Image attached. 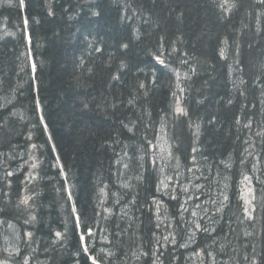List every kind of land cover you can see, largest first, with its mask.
<instances>
[{
    "label": "trees",
    "instance_id": "obj_1",
    "mask_svg": "<svg viewBox=\"0 0 264 264\" xmlns=\"http://www.w3.org/2000/svg\"><path fill=\"white\" fill-rule=\"evenodd\" d=\"M162 133L173 172L198 162L196 193L214 203L191 241L189 196L159 188ZM263 222L264 0H0V247L10 226L19 245L3 251L9 264H189L193 253L264 264Z\"/></svg>",
    "mask_w": 264,
    "mask_h": 264
},
{
    "label": "rangeland",
    "instance_id": "obj_2",
    "mask_svg": "<svg viewBox=\"0 0 264 264\" xmlns=\"http://www.w3.org/2000/svg\"><path fill=\"white\" fill-rule=\"evenodd\" d=\"M2 31L7 34V30ZM152 146V153L154 154L155 159L158 162L159 172H160V184L159 188L161 193L165 194L166 196L172 192H182V199H184L185 196H189L187 199L184 200V204L182 206V209H184V212L186 210H189L190 213V221L191 226H188L187 228V234L189 236L186 238L188 241H191L194 238V234L196 232V227L200 223L201 215H205L207 211H209V207L213 205V202H206V199H203L196 193L200 192L202 190V187L199 183L196 181L199 180L200 176H198L197 171H199V163L195 162L194 167L197 168V170L193 167H189V169L186 172H173L172 164H171V152H170V146L167 140V136L165 133L159 134L157 137V140L154 142ZM250 155L254 156V160H257V156L254 154L253 151L249 152ZM31 160L28 158V161ZM257 167V165H256ZM247 177V179H246ZM175 178H177L175 180ZM182 179V184L178 187V180ZM187 194V195H186ZM240 198L242 199V203L244 205V213L247 218L252 217L253 211L255 209V201H256V193H255V185L253 178L251 176H243L241 178V184H240ZM161 198L156 199V201H160L159 204L161 208L158 210V214L160 217V225L166 226L168 223H165V215L161 216V212H165L166 206L163 201H161ZM187 202H194V205L191 207H188L186 205ZM203 209V210H202ZM204 220V219H203ZM160 226V232L159 237L162 238L163 241L168 240L169 233L165 230V228H162ZM170 227V225H169ZM8 228V229H7ZM4 230H1L3 232V238H2V244L0 247V262H3V264H9L8 257L5 259L3 257L4 250L6 252H9L12 254V252H15V255L17 254L19 245H18V235L16 234L15 228L12 226L7 227ZM172 231L174 230V225L171 227ZM168 234V235H167ZM13 235V237H12ZM11 237V238H10ZM173 236H170L172 238ZM8 238V240H7ZM173 243H175L173 241ZM14 244V245H13ZM202 255L193 253L188 257L189 264H202ZM16 264V263H14ZM25 264V263H24ZM153 264H159V260L155 258Z\"/></svg>",
    "mask_w": 264,
    "mask_h": 264
},
{
    "label": "snow or ice",
    "instance_id": "obj_3",
    "mask_svg": "<svg viewBox=\"0 0 264 264\" xmlns=\"http://www.w3.org/2000/svg\"><path fill=\"white\" fill-rule=\"evenodd\" d=\"M20 7L23 8L24 7V0H20ZM25 24H27V21H25ZM97 51H99V49H97ZM161 63H163V61H160ZM176 112L180 113V114H184V110L182 108H180L179 106H177L176 108ZM9 175H11V173H9ZM247 179V177H246ZM24 203H27V200L23 201ZM251 218V217H249ZM29 235H31L29 233ZM57 238H59L61 236V233H56ZM81 241H83V236H81ZM85 253L87 254V248L84 249ZM89 260H91V264H98L97 260L91 256L88 257ZM0 264H3V262H0ZM25 264H27V262H25Z\"/></svg>",
    "mask_w": 264,
    "mask_h": 264
},
{
    "label": "bare ground",
    "instance_id": "obj_4",
    "mask_svg": "<svg viewBox=\"0 0 264 264\" xmlns=\"http://www.w3.org/2000/svg\"><path fill=\"white\" fill-rule=\"evenodd\" d=\"M240 36H241V35H240ZM237 37H238V36H237ZM179 47H180V46H179ZM18 48H19V47H18ZM226 48H227V47H226ZM220 49H221V48H220ZM19 50H20V49H19ZM171 55H172V54H171ZM156 56H157V55H156ZM156 56H155V57H156ZM168 56H169V55H168ZM153 57H154V56H153ZM155 57H154V58H155ZM169 57H170V56H169ZM169 57H168V58H169ZM163 59H164V58H163ZM171 61H172V60H171ZM154 62H155V61H154ZM16 63H17V62H16ZM167 64H168V63H167ZM194 64H195V63H194ZM219 64H220V63H219ZM177 66H178V65H177ZM148 67H149V66H148ZM194 67H195V66H194ZM176 69H177V68H176ZM178 69H179V68H178ZM178 69H177V70H178ZM238 70H239V69H238ZM151 73H152V71H151ZM190 73H191V72H190ZM211 76H212V75H211ZM167 77H168V76H167ZM167 77H166V78H167ZM170 83H171V82H170ZM170 83H169V84H170ZM183 85H184V84H183ZM174 89H175V88H174ZM156 90H157V89H156ZM175 90H176V89H175ZM229 91H230V90H229ZM147 92H148V91H147ZM149 92H150V91H149ZM168 92H169V91H168ZM164 93H165V92H164ZM168 94H169V93H168ZM159 95H160V94H159ZM224 96H225V95H224ZM227 96H228V95H227ZM144 98H145V97H144ZM166 98H167V97H166ZM220 98H221V97H220ZM164 99H165V98H164ZM172 100H173V99H172ZM208 104H209V103H208ZM211 106H212V105H211ZM171 108H172V107H171ZM157 110H158V109H157ZM185 111H186V110H185ZM212 114H213V113H212ZM159 116H160V115H159ZM173 117H174V116H173ZM179 117H180V116H179ZM225 117H226V116H225ZM173 121H174V120H173ZM175 121H176V120H175ZM216 123H217V122H216ZM173 124H174V123H173ZM191 124H192V123H191ZM248 124H249V123H248ZM254 125H255V124H254ZM218 126H219V125H218ZM174 127H175V126H174ZM205 127H206V126H205ZM239 128H240V127H239ZM247 128H248V127H247ZM259 128H260V127H259ZM196 129H198V127H197ZM46 130H47V129H46ZM176 130H177V129H176ZM251 130H252V129H251ZM191 131H192V130H191ZM175 132H176V131H175ZM184 132H185V131H184ZM256 132H257V131H256ZM195 133H196V132H195ZM173 134H174V133H173ZM235 134H236V133H235ZM243 135H244V134H243ZM252 135H253V134H252ZM252 135H251V136H252ZM156 137H157V136H156ZM178 137H179V136H178ZM236 138H237V137H236ZM242 139H243V138H242ZM146 140H148V139H146ZM177 140H178V139H177ZM188 142H190V141H188ZM183 143H184V142H183ZM178 144H179V143H178ZM180 144H181V143H180ZM129 145H130V144H129ZM176 145H177V144H176ZM190 145H191V144H190ZM257 146H258V145H257ZM171 147H172V146H171ZM171 149H172V148H171ZM128 154H129V153H128ZM244 155H245V154H244ZM147 157H148V156H147ZM174 157H175V156H174ZM124 158H125V157H124ZM125 162H126V161H125ZM125 162H124V163H125ZM239 162H240V161H239ZM150 174H151V173H150ZM223 204H224V203H223ZM202 210H203V209H202ZM210 217H211V216H210ZM209 222H210V221H209ZM263 224H264V222H263ZM258 225H259V224H258ZM202 227H203V226H202ZM258 228H259V227H258ZM257 230H258V229H257ZM12 237H13V235H12ZM10 238H11V237H10ZM7 240H8V238H7ZM229 241H230V240H229ZM155 244H156V243H155ZM13 245H14V244H13ZM228 245H229V244H228ZM263 246H264V245H263ZM184 248H185V247H184ZM263 248H264V247H263ZM187 251H188V250H187ZM201 253H202V252H201ZM263 254H264V253H263ZM181 255H182V254H181ZM167 257H168V256H167ZM180 262H181V261H180ZM229 262H230V261H229ZM174 264H175V263H174Z\"/></svg>",
    "mask_w": 264,
    "mask_h": 264
}]
</instances>
